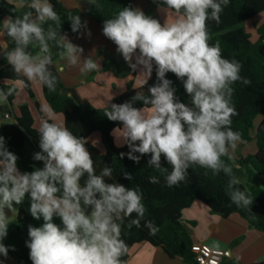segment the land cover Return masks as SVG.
<instances>
[{"label":"clouds","instance_id":"9594fccd","mask_svg":"<svg viewBox=\"0 0 264 264\" xmlns=\"http://www.w3.org/2000/svg\"><path fill=\"white\" fill-rule=\"evenodd\" d=\"M229 2L153 0L165 14L163 23L131 4L105 19L102 34L115 44L116 52L133 71L145 76V86L153 71L156 82L147 87V95L135 91L130 100L111 103L104 115L118 122L111 135L117 147L128 148L119 154L121 159L126 156L139 164L142 157H149L147 164L164 174L168 187L184 182L194 165L214 175L223 172L229 177L226 192L231 203L248 209L253 199L237 187L240 180L222 157L231 161L230 150L242 139L231 127L232 117L238 115L232 103V85L249 86L251 81L241 76L238 61L222 56L219 42L209 43L208 21L219 24ZM26 6L30 10L22 16H8L0 22V35L13 44L4 59L16 76L51 92L56 90L49 41H56L62 49L60 57L68 65L82 73L97 70L92 56L82 59V47L73 44L67 34L58 36L61 17L49 0H30ZM68 20L73 33L91 38L87 21L80 15H69ZM48 21L56 28L49 26L45 31L43 25ZM34 41L39 47L35 55L28 50ZM4 47H8L6 42ZM55 68L58 73L64 71L62 66ZM168 73L182 82L187 103L176 95L173 81L166 78ZM14 91L0 88V102L7 103ZM136 102L142 106H135ZM43 110L50 111L47 107ZM38 135L40 151L34 153L33 160L43 166L33 165L32 171L20 170L19 157L0 136V256L7 257L10 247L15 250L3 243L10 224L6 209L15 214L16 206L27 198L31 216L43 221L40 226H28L26 247L32 264H125L122 257L128 246L122 229L126 220L129 229L141 227L146 213L142 191L113 182L110 166L97 173L87 139L66 125L44 120ZM121 174L133 180L132 173ZM149 182L160 181L151 176ZM57 218L60 224L55 222ZM143 226L150 235L159 231L151 220H144Z\"/></svg>","mask_w":264,"mask_h":264},{"label":"trees","instance_id":"16d2710c","mask_svg":"<svg viewBox=\"0 0 264 264\" xmlns=\"http://www.w3.org/2000/svg\"><path fill=\"white\" fill-rule=\"evenodd\" d=\"M150 1L153 3V0ZM49 2L61 17V25L56 29L58 36L61 33L79 35L71 31V22L68 20V16H81V10L79 8L68 9L60 0H49ZM28 3L30 0H24V5L21 4V0H0V22L8 16H22L30 10L26 6ZM130 4L132 5L131 0H92L87 8L102 26L105 19L112 18L119 10ZM263 12L264 0H230L221 13L219 24L215 21H208L209 43L219 42L222 56L238 61L242 65L241 76L251 81L249 86L240 82L232 85L234 88L232 103L238 115L232 117L231 127L241 134V141L249 142L255 138L258 151L254 155L239 156L231 161L227 157H222L225 163L233 166V175L239 180H244L237 187L242 191L246 190L251 195L253 204L248 209L238 208L231 203L226 192L229 177L223 172L214 175L211 170L194 165L188 170L184 182L178 186L168 187L164 180V174L147 164L149 157H142L139 164L134 163L126 156L123 159L120 158L119 154L128 152V148L127 146L115 147L111 133L118 122L109 121L104 113L109 109L111 103H123L130 100L135 91H143L147 95V87L156 82L155 71L146 86L134 88L130 84L122 95L114 98L105 108L97 109L87 100L81 98L75 90L66 87L59 73L53 68L50 69L52 74L57 77L56 90L51 92L46 86L42 87L44 97L52 111L62 114L65 125L75 135L85 137L87 141L94 133L101 135L102 143L106 148L105 154H101L89 142L86 145L94 159L97 173L107 165L113 168V182H119L128 187H139L143 193V203L146 208L144 220H151L159 228L155 235H150L149 230L143 226L144 220L141 221L140 228L133 226L131 229L127 227L128 221H125L122 229V239L128 246L126 255L122 257L125 264L128 263L130 249L139 243H149L152 246L160 247L170 258L180 259L188 264H198L192 232L182 221L183 210L189 208L195 200L201 201L212 213L223 218L238 214L248 221L251 228L264 232V193L258 186L260 179L264 177V24L257 27L260 39L256 43L252 42L245 27L246 22ZM49 26L56 28L54 22L48 21L43 25L45 31ZM7 46V49L0 55V88L15 90L13 95L8 98L10 104L13 103L17 87L14 84H2V82L20 83L29 97L34 100L31 84L24 78L16 76L4 59L5 52L13 47L8 37ZM29 48L39 53L37 42L34 41L32 45H29ZM49 49L53 62L61 58L59 53L62 49L57 47L56 41H49ZM105 69L116 70L118 76L126 74V69L111 58L106 61ZM166 78L173 81L178 98L187 103L189 98L183 89L182 82L172 73H168ZM135 106L142 105L136 102ZM259 117H262V120L255 129L254 124ZM0 136L5 138L6 147L19 157L17 163L21 171H32L33 165L43 166L42 162L33 160V154L27 148L28 143L31 142L36 146L38 152L40 151L38 130L34 128L33 116L28 105L19 107V117L16 123L0 127ZM137 155L139 154L137 153ZM162 163L171 171V167L163 162V158ZM123 171L132 173L133 180L124 179L121 174ZM151 176H157L160 182L150 183ZM132 218H135V214ZM55 222L60 224L58 218L55 219ZM9 223L8 235L3 243L6 246H14L15 250H11L10 247L7 257L15 259L17 264H32L29 258L30 250L26 247V241L29 239L28 226H40L43 221L42 219L35 220L31 216L27 198L23 204L18 205L16 219ZM191 225L195 226V223H191Z\"/></svg>","mask_w":264,"mask_h":264},{"label":"crops","instance_id":"0c3cea01","mask_svg":"<svg viewBox=\"0 0 264 264\" xmlns=\"http://www.w3.org/2000/svg\"><path fill=\"white\" fill-rule=\"evenodd\" d=\"M68 9L79 8L81 10L82 21H87V27L91 30V38L86 35H70L68 39L84 49L82 59L92 56L94 62L98 65L97 70L82 73L78 67L68 65L62 58L53 62L55 65L62 66L64 71L59 73L64 85L73 89L77 94L87 100L93 107L97 109L105 108L114 98L122 95L130 84L134 88L142 87L145 76L139 70L133 71L124 61L122 56L116 52L115 44L108 40L102 34V26L97 18L88 11V4L92 0H60ZM133 7L141 8L147 15L159 19L161 23L165 20L163 11L158 10V6L150 0H131ZM162 7V6H161ZM264 24V12L257 17L246 22V30L251 36L252 42L259 41L260 36L257 33V27ZM2 31V29H0ZM4 42L7 43L6 35H0V55L6 50ZM33 54V49L28 48ZM34 55V54H33ZM117 61L126 69L124 76H118L116 70H106L105 63L108 59ZM149 81V80H148ZM2 84H13L11 82H2ZM31 84L35 99H31L20 83L14 84L17 92L13 103H8L9 111L5 114V120L1 122L0 127L17 122L19 117V107L28 105L34 120V128L39 130L44 120L61 123L65 125V119L62 114H56L52 111L47 103L43 87L39 84ZM23 89V90H22ZM24 91V92H23ZM39 107V108H38ZM49 108L50 111L43 109ZM38 111V112H37ZM7 115L10 118H6ZM43 115V117H42ZM260 121L257 123L258 127ZM258 119V118H257ZM256 119V120H257ZM259 120V119H258ZM100 135V134H99ZM101 139V140H100ZM114 140V137H113ZM101 154L106 153V148L102 143V137L91 135L88 139ZM244 141L237 144L236 156L233 159L245 157L242 148L245 146ZM115 144V142H114ZM116 145V144H115ZM27 148L34 153L38 152L33 143H28ZM258 151V150H257ZM257 151L248 155H254ZM43 165V164H42ZM17 212L12 214L8 211L9 222L16 219ZM182 221L186 224L191 232L194 242V251L197 253L202 244H207L215 249L225 252L224 259L221 264H264V232H260L250 227L247 220L238 214H233L228 218L214 214L201 201L195 200L192 205L183 210ZM191 223H195L192 226ZM0 264H17L15 259L11 257L0 256ZM127 264H188L180 259L170 258L162 248L155 247L149 243H139L129 251Z\"/></svg>","mask_w":264,"mask_h":264},{"label":"rangeland","instance_id":"374dc122","mask_svg":"<svg viewBox=\"0 0 264 264\" xmlns=\"http://www.w3.org/2000/svg\"><path fill=\"white\" fill-rule=\"evenodd\" d=\"M33 54L34 55L37 54L34 49H33ZM11 83L16 84L18 82H11ZM8 103H9L8 101H7V103L0 102V125H1V122L3 120H5L4 117H5L6 112H8L10 110L9 107H8ZM258 119L255 121V124H254L255 127L257 126V123L260 121V118H258ZM254 131H255V129H254ZM93 135H98L100 137L99 133H94ZM115 147L116 148H123V147H117L116 145H115ZM237 150H239V149H237ZM237 150L236 149L235 150H230L232 156H236L235 154H236ZM242 150H243V154H245V157L248 156V152H249V154H251L252 150L253 151L254 150L257 151L258 150V145H257V141L255 140V138L253 140L249 141V142H246L245 143V146H244V148H242ZM240 182L243 183L244 180L243 179H240ZM258 186H259V189L264 193V177H262L260 179V182H259V185ZM6 213L8 215V210L7 209H6Z\"/></svg>","mask_w":264,"mask_h":264},{"label":"built area","instance_id":"2783aa9c","mask_svg":"<svg viewBox=\"0 0 264 264\" xmlns=\"http://www.w3.org/2000/svg\"><path fill=\"white\" fill-rule=\"evenodd\" d=\"M7 118H10V116L7 115ZM224 256V251L202 244L196 253V261L198 264H221Z\"/></svg>","mask_w":264,"mask_h":264}]
</instances>
